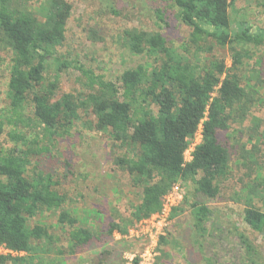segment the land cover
<instances>
[{
    "label": "trees",
    "instance_id": "obj_1",
    "mask_svg": "<svg viewBox=\"0 0 264 264\" xmlns=\"http://www.w3.org/2000/svg\"><path fill=\"white\" fill-rule=\"evenodd\" d=\"M162 1L176 8L177 17L191 28L183 45L185 51L194 50L195 55L211 52L210 41L221 46L264 42V28L231 17L230 9L237 0ZM19 2L0 0V46L12 53L0 135L5 134L13 142L10 146L0 141V245L25 255H0V264L47 261L60 238L42 221L31 224L44 212L60 210L56 225L65 229L68 250L59 249L57 253L73 254L104 234L124 235L130 226L159 211L164 195L178 179L192 184L199 195L212 199L219 195L220 184L231 171V151L220 142L219 133L230 128L231 122L244 121L257 101L259 90L242 83L243 57L248 52L233 46L232 67L215 55L201 66L177 53L160 31L128 28L123 33L126 47L147 60L125 69L117 84L79 60L60 54L71 3L46 0L44 6H39V17L19 7ZM107 3L117 13L113 3ZM164 12L161 7L156 9L160 26L165 22ZM93 34L96 36L95 30ZM52 66V76L47 80L45 72ZM70 67L80 73L88 91L57 97L62 72ZM29 107L32 113L27 114ZM89 109L96 119L90 121V126L108 132L123 148L121 154H115L114 164L129 174L131 185L141 194L140 202L131 206L130 215L111 221L106 233L103 229L95 233L93 228L80 224V217L65 206L69 197L60 191L56 173L40 161L54 142L69 135L82 110ZM201 123L202 140L195 146L193 158L185 162L189 139ZM257 139L264 143V131ZM247 153L255 158L252 151ZM240 158L249 160L244 153ZM256 171V177L234 194L246 195L244 220L254 230L264 232V203H254L256 198L264 201V175L260 167ZM186 203L187 195L171 216ZM189 206L196 238L208 239L211 246L226 250L218 239V231L221 235L223 230L216 226L212 208L198 200ZM234 232L237 254L208 264H264L252 240L238 229Z\"/></svg>",
    "mask_w": 264,
    "mask_h": 264
},
{
    "label": "rangeland",
    "instance_id": "obj_2",
    "mask_svg": "<svg viewBox=\"0 0 264 264\" xmlns=\"http://www.w3.org/2000/svg\"><path fill=\"white\" fill-rule=\"evenodd\" d=\"M45 1L20 0L18 6L28 8L41 17L39 6H44ZM66 1L71 3L72 11L67 24L66 40L59 47L60 54L79 60L117 84L118 77L125 69L147 60L146 56L134 55L126 47L123 33L128 28L160 31L177 53L188 56L191 63L199 62L200 65L215 55L219 59H225L228 68L232 67L233 46L249 53L243 57L242 83L246 87L253 86L259 90L257 101L244 121L231 122L230 128L220 131L218 136L220 142L231 151L230 175L220 184V193L214 199L197 194L192 184L185 183L188 203L174 217L170 216L165 231L158 237L155 264H208L210 260H229L239 250L233 234L236 229L252 240L260 252V261L264 263V232L254 230L244 220L246 195L234 194L245 182L256 177L259 167L260 173L264 175V143L257 139L264 131V42H238L221 46L210 41L208 45L213 46L211 52L195 55L194 50L185 51L183 47L191 28L180 21L176 8L167 6L162 0H110L117 13L112 12L107 0ZM160 7L165 10V22H161L162 26L156 16V9ZM230 15L237 21H248L255 28H264V0H237L230 9ZM93 30L96 31V36ZM3 48L0 46V113L7 103L12 55L7 48ZM53 68L54 66L46 70L47 80L51 78ZM87 91L76 69L70 67L62 72L57 97L66 92L85 94ZM26 113H32L31 107L26 109ZM91 120H96L92 109L88 112L82 110L81 118L76 121L69 135L54 142L50 152L43 154V161H40L46 169L56 173L60 191L69 197L65 206L80 217V224L93 228L95 233H99V229L106 233L111 221H119L130 215L131 206L140 202L141 194L139 188L131 185L129 174L114 164L115 154L123 152L119 142L114 141L108 132L95 130L90 126ZM249 127L256 129L258 133H253ZM251 134L254 135L252 140ZM201 140L202 137L197 132V135L195 133L189 139L188 145H197ZM0 141L13 145L5 134L0 135ZM247 151H252L255 158L250 157ZM242 153L251 162L240 158ZM196 200L205 203L214 211L216 226L223 230L221 235H218V231L217 236L226 250L221 251L218 245L211 246L208 239L196 238L192 209L189 206ZM254 203L262 206L264 201L256 198ZM59 212L60 210L44 212L31 220V224L38 221L48 224L51 232L60 238L55 242V249L47 261H20L16 264H138L139 255L150 244L153 245L150 239L137 237L138 226L135 223L124 235L119 232L113 235L104 234L100 240L93 239L85 250L80 249L73 254H59V249L68 250L65 229L56 225ZM231 248L234 250L229 251ZM226 252L228 255H225ZM23 255L25 253L16 256Z\"/></svg>",
    "mask_w": 264,
    "mask_h": 264
},
{
    "label": "built area",
    "instance_id": "obj_3",
    "mask_svg": "<svg viewBox=\"0 0 264 264\" xmlns=\"http://www.w3.org/2000/svg\"><path fill=\"white\" fill-rule=\"evenodd\" d=\"M200 130V132L198 131ZM196 131L202 137V123ZM196 144L192 143L188 145L185 151V162H189L193 158V151ZM186 197L185 182L182 179L175 181L168 192L162 199V205L159 211L152 214L148 218H144L137 223L136 234L137 237L148 238L153 241V245H149L146 250L139 255L138 264H155V257L157 252L155 251L157 246L158 237L163 234L167 223L170 221V216L175 207H177ZM25 252L14 251L6 245H0V255H22Z\"/></svg>",
    "mask_w": 264,
    "mask_h": 264
}]
</instances>
